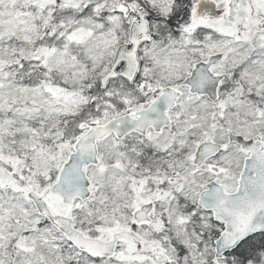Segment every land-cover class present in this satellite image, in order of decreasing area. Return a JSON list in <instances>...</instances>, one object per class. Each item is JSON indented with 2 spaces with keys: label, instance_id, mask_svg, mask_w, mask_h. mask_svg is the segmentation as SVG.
<instances>
[{
  "label": "snow or ice",
  "instance_id": "obj_1",
  "mask_svg": "<svg viewBox=\"0 0 264 264\" xmlns=\"http://www.w3.org/2000/svg\"><path fill=\"white\" fill-rule=\"evenodd\" d=\"M0 264H264V0H0Z\"/></svg>",
  "mask_w": 264,
  "mask_h": 264
}]
</instances>
